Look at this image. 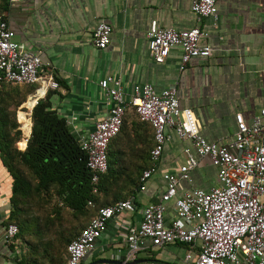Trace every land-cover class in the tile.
I'll use <instances>...</instances> for the list:
<instances>
[{"label":"crops","instance_id":"obj_1","mask_svg":"<svg viewBox=\"0 0 264 264\" xmlns=\"http://www.w3.org/2000/svg\"><path fill=\"white\" fill-rule=\"evenodd\" d=\"M216 11L217 20L212 17L198 19L191 9V0H0V17L14 31L16 41L25 49L38 53L44 70L50 71L58 83V87L49 89L43 99L47 98L51 109L66 118L77 138L91 131L94 123L106 116L109 104L98 82L112 76L121 80L126 94L138 83H151L157 90L175 85L179 104L192 111L199 133L209 142L225 144L231 141L236 126L235 114L242 113L250 122L264 107V0H216ZM102 21L111 26V32L106 47L98 48L93 42V32ZM152 22L178 30L204 28L212 55L194 57L182 69L181 52L177 47L171 49L164 61L153 60L146 35ZM31 93L26 97L28 109L33 103V97H29ZM19 110L15 128L21 132L17 144L23 150L24 140L22 146L20 144L24 136H30L32 120L31 114L29 118L25 113L19 116ZM130 116L136 117L129 110L124 120ZM132 127L151 139V130L146 124H131ZM131 128L125 131L129 133ZM140 133L136 135L140 137ZM167 133L169 140L145 188L140 187L142 173L138 185L137 180L134 184L130 182L135 175L131 171L116 193L104 198L106 203L132 199L133 209L125 215L126 220H139L142 208L156 201L164 191L163 174L179 176L187 153L195 154L189 140L178 138L171 130ZM126 136H120L119 144H129ZM138 160L134 152L130 165ZM190 179L180 181L178 194L190 188L208 190L216 184L217 169L209 157H198ZM12 181V174L0 154V264H19L15 254L24 245L16 239L17 247L12 251L8 243L1 240L12 210ZM168 216H174L172 201L168 203ZM124 233L111 220L96 242L95 253L90 255L113 260L123 255L126 250ZM146 250L139 253L138 259L151 256ZM186 250L187 246L168 244L156 249L153 257L185 264Z\"/></svg>","mask_w":264,"mask_h":264},{"label":"built area","instance_id":"obj_2","mask_svg":"<svg viewBox=\"0 0 264 264\" xmlns=\"http://www.w3.org/2000/svg\"><path fill=\"white\" fill-rule=\"evenodd\" d=\"M191 9L198 16L217 20L216 0H191ZM111 26L102 21L93 32V42L105 48ZM148 51L153 60L164 61L171 49H180V68L194 57H210L212 47L208 32L202 27L178 30L152 22L146 32ZM38 53L17 42L14 31L0 17V85L36 84L29 97H35L28 109L20 110L30 117L33 106L58 83L44 70ZM99 86L109 104L106 116L79 139L86 153V166L91 173L92 191L97 192L100 175L107 170V147L118 134L127 111L151 125L154 145L150 165L140 178L141 189L155 171L166 142L167 130L178 138L189 140L195 154L187 153L179 168V176L164 173L165 189L156 201L142 208L137 221L125 219L133 209L132 199L118 200L99 207L80 233L67 244V263L83 264L96 248L107 224L114 220L124 230L125 249L111 264H132L139 253L151 247L165 248L172 243L186 244L185 264H264V107L247 122L242 113L235 114L232 140L225 144L209 142L199 133L194 115L182 108L175 85L157 90L151 83L134 84L126 94L121 80L112 76L101 79ZM24 104V103H23ZM29 136H24L27 144ZM209 157L217 169V182L208 190L190 188L178 194L181 180L190 181V172L198 157ZM173 202L174 216H168V203ZM91 203V202H89ZM18 232L9 223L1 234L4 243L11 242ZM136 264H167L159 259H145Z\"/></svg>","mask_w":264,"mask_h":264},{"label":"trees","instance_id":"obj_3","mask_svg":"<svg viewBox=\"0 0 264 264\" xmlns=\"http://www.w3.org/2000/svg\"><path fill=\"white\" fill-rule=\"evenodd\" d=\"M4 1V0H3ZM36 84H22L11 85L8 83H2L0 85V154L3 162L9 168L12 174V193L10 197V203L12 206L9 222L15 223L18 227V232L14 239L8 243L10 249H16L15 240L19 239L22 235L24 222L18 220L17 215L20 213L21 206H19V200L22 201L26 197H29L31 189V179L26 177L30 175L34 180V191L37 193H43L48 197L55 196L57 199V206L54 209L56 214H59L61 210H68L74 215H81L82 220L85 219L82 227L79 228L75 238L83 227H85L89 219L94 215L96 210L103 206L114 203L118 200H114L111 203H106L104 198L106 189V181L110 177L115 176V173L120 171V168H116L118 163L123 162V158L126 154V148L130 147V144H119L120 136L128 134L125 131V120L121 126L120 131L109 142L107 147V170L100 175L99 183L97 185V192L92 191L91 173L86 166V153L81 149L80 141L72 132L67 120L63 116H59L55 111L51 109V104L46 98H41L33 106L31 111V134L27 140L26 147L21 150L18 147V141L21 139L20 130L15 127L18 124L16 120V112L13 113V122L9 119L7 111L8 99L6 96L13 95L14 108L20 105L26 100L29 93L34 91ZM18 97V99L16 98ZM16 98V99H15ZM28 99L24 102V106L28 108ZM19 110L18 115L23 114ZM135 115V114H134ZM135 117V116H134ZM137 122L132 124L147 125L151 130V145L147 148L144 162L138 167V173L130 180L131 183L139 184L140 174L150 165V150L154 145V132L151 125L147 122L140 121L137 117ZM23 131L24 128L22 127ZM23 140L21 142V146ZM128 152V151H127ZM139 153H137L138 155ZM139 159L141 156H138ZM135 173L134 171L132 174ZM129 177V175H127ZM125 177H122V179ZM126 199V198H123ZM91 202V203H89ZM65 237L66 243L63 246V259H57L56 253H51L49 258V264H66L67 263V244L73 239ZM4 242V241H3ZM25 242V241H24ZM27 244V243H26ZM175 245H184L183 243H172ZM29 250L20 251L15 254L18 257L19 264H45L40 262L37 253V244L28 242ZM32 247V248H31ZM149 247L146 251L150 254V257L145 259H159L165 261L167 264H176V262L165 260L163 258L153 257L156 253V247ZM90 253L86 255L83 260V264H89L96 260L98 256H94L89 259Z\"/></svg>","mask_w":264,"mask_h":264},{"label":"rangeland","instance_id":"obj_4","mask_svg":"<svg viewBox=\"0 0 264 264\" xmlns=\"http://www.w3.org/2000/svg\"><path fill=\"white\" fill-rule=\"evenodd\" d=\"M12 98V94L6 96V99H8L6 108L11 122H13L14 120L12 117L13 113H17L20 106L22 105L21 103L14 108V99ZM16 98L18 99V97ZM129 120H131L130 124L128 123ZM132 122H137L134 116H130L128 119H125L126 130L128 128H131ZM131 129L132 130L128 131L129 133L126 136L130 147L126 148V154L124 156L125 158H123V162L121 164L118 163L116 167L120 168L121 170L115 173V176L110 177V179L106 181L107 187L105 190H102L103 192H105V196H111L116 193L117 188L123 180L122 177H125L127 179V175L131 174V171H134L135 174L138 173V167L143 164L145 154H147V148L149 147V145H151L149 136L144 137L134 127H132ZM133 129H135V131ZM134 132L135 135H133ZM137 132L141 134L140 137L136 135ZM134 152L139 153L138 156H141V158L138 160V163L130 165V162L133 160ZM26 177L31 179V191L29 197H26L22 201L19 200V206H21V210L17 215L18 220L20 219L25 221L22 231L23 236H20L18 239L19 242L21 241L24 244L22 249L24 252L29 250L28 242H32L33 244L38 245L36 255L40 262L49 264L48 260L49 258H51V253H56L57 259L59 258L64 260L63 246L67 241H65V237L67 239L69 237L70 239L73 238L79 228L82 227V224H84L85 219L82 220L83 218L81 215H74L70 211L64 209L61 210L59 214H56L54 211L57 206L56 197H48V195L46 196L43 193L35 192V181L32 180L30 175H27ZM131 179L132 178H130V180ZM95 255L96 254H92L91 256H89V259H91Z\"/></svg>","mask_w":264,"mask_h":264},{"label":"water","instance_id":"obj_5","mask_svg":"<svg viewBox=\"0 0 264 264\" xmlns=\"http://www.w3.org/2000/svg\"><path fill=\"white\" fill-rule=\"evenodd\" d=\"M114 262H117V260H113V259H105V258H100V259H96L92 262H90L89 264H100V263H114ZM144 262V260L142 259H137L133 262H131L132 264H136V263H142Z\"/></svg>","mask_w":264,"mask_h":264},{"label":"bare ground","instance_id":"obj_6","mask_svg":"<svg viewBox=\"0 0 264 264\" xmlns=\"http://www.w3.org/2000/svg\"><path fill=\"white\" fill-rule=\"evenodd\" d=\"M32 99H33L32 102L34 103V99H35V97H33ZM33 103H32V104H33Z\"/></svg>","mask_w":264,"mask_h":264}]
</instances>
